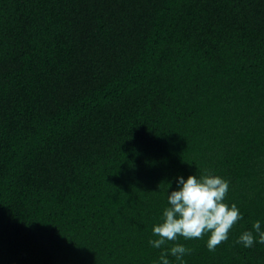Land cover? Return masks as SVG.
Returning a JSON list of instances; mask_svg holds the SVG:
<instances>
[{
  "label": "trees",
  "instance_id": "obj_1",
  "mask_svg": "<svg viewBox=\"0 0 264 264\" xmlns=\"http://www.w3.org/2000/svg\"><path fill=\"white\" fill-rule=\"evenodd\" d=\"M196 171L243 215L161 247L264 264V0H0V264H151Z\"/></svg>",
  "mask_w": 264,
  "mask_h": 264
},
{
  "label": "clouds",
  "instance_id": "obj_2",
  "mask_svg": "<svg viewBox=\"0 0 264 264\" xmlns=\"http://www.w3.org/2000/svg\"><path fill=\"white\" fill-rule=\"evenodd\" d=\"M175 184L167 190L159 221L151 227L155 237H149L148 244L160 249L151 264H184L183 257L189 249L183 243L161 247L165 241H175L178 235L188 239L207 233L205 246L212 250L228 237L229 229L243 215L235 201L224 199L229 181L220 174L210 171L198 174L196 171L186 176L178 175ZM254 241L264 242V226L260 219L253 220L251 228H245L236 237V242L244 247L252 246Z\"/></svg>",
  "mask_w": 264,
  "mask_h": 264
}]
</instances>
